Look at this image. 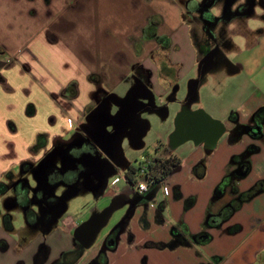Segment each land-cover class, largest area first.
<instances>
[{
	"label": "crops",
	"instance_id": "obj_1",
	"mask_svg": "<svg viewBox=\"0 0 264 264\" xmlns=\"http://www.w3.org/2000/svg\"><path fill=\"white\" fill-rule=\"evenodd\" d=\"M191 1L1 0L0 27L9 29V34L6 33L5 37L0 34V56L6 58L0 61V86L8 81L13 86L11 89L25 86L30 92L26 100L29 103L23 104L24 121L17 123L10 114L16 107L15 102L3 100L5 97L0 90V183H4L11 172L16 176L15 168L26 160L36 163L53 153L55 163L63 162L56 141L71 140L72 132L74 135L85 134L82 125L86 122L92 126L94 122L88 116L101 107L112 117L109 124L102 123V128L107 134L115 132L120 136L115 156L100 148L102 159L113 166L107 169L106 179L100 184L89 185L98 198L113 199L120 194L130 197L132 190L124 176L131 163L124 156L123 143L132 138L133 144L142 146L141 132L148 126L142 113L149 102L165 103L168 108L164 107L162 112L171 111L177 116L183 111L203 110L225 126V132L213 146L192 139L175 143L173 126L168 131L167 141L160 143V146L177 152L171 154L176 155L181 163L162 182L151 184L149 192L155 190L153 198L157 188L161 187L164 200L155 216L153 209L156 206L150 203L152 212L144 215L143 220L150 227L158 224L168 229L171 226V233L177 229L185 239L176 241L171 235L172 238L161 242L152 234L144 231L140 235L133 226L130 228L136 215L141 213L143 204H138L130 214L132 221L127 223V233L134 235L133 240H128L125 232L118 245L107 251L106 264H117L119 260L122 264H131L129 254L132 251H142L143 264H166L167 252H175V260L182 264L186 258L181 249L194 245L205 251V255L200 256L204 261L190 264H264V123L258 136L241 133L240 128L256 121L255 113L264 107V87L252 89L244 86L237 99L227 105L211 100L206 92L204 94L210 76L223 78L224 74H236L246 67L258 70L255 53L250 57L251 63L248 60L231 62L226 56L227 49H240V46L231 41H227L228 48L219 46L222 38L228 36L227 26L234 22L242 27L243 18L254 7L226 22V33L215 41L218 51L202 63L200 46L203 44L198 43L193 35V20L197 14L194 7L208 0H194L192 4ZM261 5L264 12V4ZM262 16L264 18L263 13ZM217 18H223L222 12ZM33 31L37 32L40 46L49 48V52H42L39 46L33 48L26 53L29 60L23 62L26 65L19 64L17 68L15 61H18L21 49L35 42L30 35ZM253 31L248 27L242 35L248 49L255 50L260 41L264 49V29L256 38L249 35ZM203 47L204 50L208 48L207 45ZM11 66L14 67L12 70ZM17 73L26 74L28 81L22 82ZM41 103L49 107L47 129L34 122ZM245 159L249 169L242 174L239 170ZM117 172L124 174L122 177L127 186L109 192L108 177ZM260 182L261 190L250 199L241 201L227 220L208 225L211 215L219 214L240 193ZM164 186L168 187V193L164 192ZM53 194L56 195L55 191ZM58 197L62 202L66 200L64 194ZM6 199L0 191L2 222L11 210ZM66 207V203L60 205L56 218L58 226L57 222L46 230L37 229L33 236L18 237L19 240L12 244L0 238V250L12 253L8 259L0 258V264H52L63 252L73 249L74 231L88 216L79 219L62 216ZM102 211L95 207L90 213L92 216ZM203 223L207 225L204 228ZM110 228L92 246L102 229L99 231L76 264H84L97 252L98 243ZM5 230L15 235L19 233L14 224L13 229ZM56 232L63 235L54 247H36L31 241L37 234L36 238L45 235L49 240ZM200 234L207 237L197 238Z\"/></svg>",
	"mask_w": 264,
	"mask_h": 264
},
{
	"label": "rangeland",
	"instance_id": "obj_2",
	"mask_svg": "<svg viewBox=\"0 0 264 264\" xmlns=\"http://www.w3.org/2000/svg\"><path fill=\"white\" fill-rule=\"evenodd\" d=\"M250 0H235L234 4L230 6L231 12H232V18L235 19L237 15V7L239 4L247 3ZM254 1V0H252ZM194 2V0L191 1V4ZM214 5L210 9V13L213 16L219 17L221 15V12L223 14L224 7L226 0H214ZM1 4V0H0ZM219 5V6H218ZM222 10H221V9ZM262 13L264 14L262 10V5L257 4L254 6L252 12L245 16L242 20L243 25L242 27L236 26L234 22H231L227 26L228 36L223 37L226 33V21L223 19H219L218 23L215 25H212V30L214 34L216 35V38L219 40L222 38V43L219 45L221 48H228L227 41L237 43L240 46V49L237 48H229L227 49V57L231 62L236 61H242L248 60V63L250 62V57L252 58L253 54L258 56V70H248V67L244 68V70L240 71L239 73L232 74V75H223V78L219 77V75L216 76H210V81L206 83V86L204 88V94L205 92L210 96L209 98L215 102H220L222 104H229L233 100L237 99V94L240 89H242L244 86H250L252 89L260 87H264V49L261 48V41L257 44V47L255 50L250 51L248 49V45L246 40L242 38L243 33L245 32L248 27L251 29H254V31L249 33L250 36L253 38H256L258 36L259 32L264 29V18L262 16ZM195 20H193V35L196 41H198L197 35L203 36V25L204 21L199 17L198 13L195 15ZM18 32V31H17ZM16 32V33H17ZM8 33L9 29H4L0 27V34L1 37H5ZM30 35L35 39V42H33L31 45L28 46V48L21 49V53L17 55L18 61H15V67L18 68L19 64H24V61H29L28 56L26 53L31 52L33 48H37L40 46V42L38 41V35L36 31H33L30 33ZM255 35V36H254ZM40 40V39H39ZM217 41V40H216ZM1 46V43H0ZM264 46V45H263ZM42 48V47H41ZM40 48V49H41ZM262 49V50H261ZM42 52L48 51L49 48H46L43 45V48L41 49ZM29 51V52H28ZM256 51V52H255ZM50 56V55H49ZM5 56H0V61H5ZM26 65V64H24ZM29 65V64H28ZM12 67V66H11ZM28 67V66H27ZM14 67L11 68V70ZM15 70V69H14ZM18 78L22 82L28 81L26 79V74H19L17 73ZM187 86L189 85V80L186 82ZM12 84L8 81L5 82L2 86H0V90L2 93V96L5 97L3 100L9 101L16 104V107L10 112L12 115V118L15 119L17 123H20V121H24L25 117V106L23 107L24 102L29 103V101H26L29 99V89L25 88V86L22 87H15L14 90L11 89ZM29 87V86H28ZM258 93V92H257ZM221 98H217L216 96H219ZM215 96V97H213ZM15 98V100H13ZM167 104V103H166ZM37 108V114L34 117V122L36 125H38L40 128L47 129L48 127V121L50 120V117L48 115V108L47 105H43L42 103L39 104ZM149 106L143 110V117L147 121L148 126L141 132V142L142 146L138 147L135 144H133L132 138H128L123 143V150H124V156L128 162L135 166H142L146 163V159L148 156L150 157H165L170 155L171 153H177L173 152L170 147L167 146H160L161 141H167V135L168 131L173 126V129H175V123L177 118V113L173 114L171 111L167 112L166 114L163 113V108H168L165 106V103L159 104L156 100L149 102ZM12 120V119H11ZM218 120V119H217ZM19 125V124H18ZM74 132L70 133L69 138L73 137ZM166 137V138H165ZM59 160V158H58ZM59 167V166H58ZM17 174L20 173V168H15L14 170ZM120 172H117L116 174H112L108 177L107 185L108 189L107 191H114L115 189H124L127 186V182L125 179H123L122 176L119 174ZM29 176V175H27ZM119 177L121 180L119 182H116V178ZM89 178H92V180L95 181V183L98 182V178L94 176H82L80 178L79 184L76 185V187H65L63 185H59L55 187V193L56 195H65L66 200L63 201V205L66 203V210L62 213V216H71L73 218H81L84 216H88L87 219L91 217V211L96 207L99 211H102L105 209L110 203L111 198L110 197H103L98 198L94 195V193L89 189ZM31 185H35L33 179L30 178ZM92 184V183H91ZM152 185L150 184L148 191L151 189ZM143 194H147L146 192ZM130 196L133 197L134 195L130 193ZM164 200V195L162 193V188H157V194L155 198H153L151 201H146V203H143V205L140 206L141 213L136 215V220L134 221V225L130 224V228L132 226L135 228V231L139 233L140 235H143V232L152 234L157 239H160L161 242H164L165 240L169 239L173 233H171V226L166 229L158 224H154L151 227L147 224L146 221L143 220L144 215H147V213L152 212L153 207H150V203H153L156 208H154V216L156 215L157 209L160 208L162 202ZM148 204V206H145ZM186 203L184 202V206ZM3 207V204L1 205ZM209 207H212V204L209 203ZM191 208V207H190ZM11 213L13 215V224L15 227V230H18V234L12 233V231H6L3 222H2V216H0V238L3 239L7 244L8 243H15L16 240H19V238H27L33 236V233H36L38 230L33 229L32 227L28 226L25 213L24 211L19 207L16 209H11ZM90 213V214H89ZM94 213V212H92ZM130 209L128 205L123 206L120 209H117L112 217L110 218L107 226H105L102 231L99 233L96 241L93 243L92 246H94L99 240L102 234L108 230L110 227V231L116 227L118 224L123 222V220L126 218L128 221H132V218L130 219ZM86 219V220H87ZM58 220L54 223L56 224ZM181 223V222H180ZM59 225V222L57 223V226ZM179 225V224H178ZM207 226L206 224H202V228ZM41 231V230H39ZM38 235V234H37ZM31 240L34 242V246L38 247L39 245L47 246V247H54L59 243V237H62V233H54L49 240H47L45 235H41L36 238V236ZM73 235V233H72ZM17 236V237H16ZM19 237V238H18ZM172 238V237H171ZM182 239H185L184 236ZM22 240V239H21ZM216 243V242H215ZM170 246H168L169 248ZM213 246H211L212 248ZM192 248V249H191ZM185 247L183 246V249H181L182 254H184V258H186L185 263L182 264H190L195 262H202L204 261L201 259L200 256L205 255V251L200 246H193V247ZM14 249V248H13ZM171 250V249H170ZM208 250H210V247H208ZM8 251H1L0 250V258H9V256L12 255L11 252ZM142 251L133 253V251L129 254V258L131 259L129 263L132 264H143L142 263ZM176 253H169L167 252V256L165 258L166 264H181L177 260H175ZM126 257V259H129ZM178 262V263H177ZM117 264H122L121 260L118 261ZM261 264V263H260Z\"/></svg>",
	"mask_w": 264,
	"mask_h": 264
},
{
	"label": "flooded vegetation",
	"instance_id": "obj_3",
	"mask_svg": "<svg viewBox=\"0 0 264 264\" xmlns=\"http://www.w3.org/2000/svg\"><path fill=\"white\" fill-rule=\"evenodd\" d=\"M235 0H226L223 20L228 22L232 20V12L230 6L234 4ZM214 4V0L205 1L203 5L196 4L194 9L198 13L199 17L204 21L203 36L197 35L198 43L203 44L200 46L202 53V63H205L209 57L214 55L218 51L216 47L217 40L216 35L212 30V25L218 23L219 18L214 17L209 8ZM257 4H264V0H250L247 3L239 4L237 7V15L245 13ZM204 45H207V49L204 50ZM257 116V117H256ZM90 121L94 122L92 126L86 122L82 125L85 134L76 133L71 140H57V148H61L58 152L64 160L60 163L54 162V155H46L38 162H32L26 160L19 165L20 173L15 176L14 173L8 174L4 183H2L1 192L6 195V204L10 209L16 207L22 208L25 213L27 223L33 229L46 230L50 224H54L57 221L58 211L60 205L63 204L62 199L58 195H54L55 187L59 185H74L79 184L82 176H94L98 178V182L95 183L92 178H89V183L93 185L100 184L106 179L105 174L110 166H113L106 159H102L100 155V148H104L112 156L118 153V139L119 133L107 134L102 128V123L111 122L112 117L105 114L104 108L101 107L98 111L91 113L89 116ZM256 121L251 124L255 129L256 127L262 128L264 123V110L255 115ZM93 127V130H92ZM242 128V127H240ZM261 131H251L253 136L258 135ZM59 166V167H58ZM62 166V168L60 167ZM241 166H248V162L245 159L241 162ZM29 175V176H27ZM30 178L33 179L35 185H31ZM147 191L146 193H148ZM133 197H126L127 204L130 209V214L138 204L146 203V200L141 199L145 194L138 192H130ZM59 199V200H57ZM42 208V210H41ZM4 218L12 220V213L9 210ZM128 219H124L123 222L118 224L115 228L109 231L102 237L98 243L97 252L92 255L84 264H106L107 263V251L114 249L120 242L121 236L127 233ZM173 236L176 241H181L183 235L173 230ZM128 240L132 241L134 235L131 232L127 233ZM206 237V234H200L197 238ZM81 251V254L79 255ZM85 249L80 242L75 240V247L71 250L63 252L60 257L52 262V264H76Z\"/></svg>",
	"mask_w": 264,
	"mask_h": 264
},
{
	"label": "water",
	"instance_id": "obj_4",
	"mask_svg": "<svg viewBox=\"0 0 264 264\" xmlns=\"http://www.w3.org/2000/svg\"><path fill=\"white\" fill-rule=\"evenodd\" d=\"M241 133H250L251 131H261L260 127L255 129L251 125L241 126ZM225 132L224 124L211 117L203 110L183 111L175 123V132L173 141L175 143L192 139L195 142H206L208 146H213ZM119 141V139H118ZM155 190H151L141 197L146 201L153 198ZM126 200V194L115 196L110 205L102 212L93 214L88 220L82 222L74 231V239L80 242L84 249L89 248L97 237L99 231L108 223L113 212L122 207Z\"/></svg>",
	"mask_w": 264,
	"mask_h": 264
},
{
	"label": "trees",
	"instance_id": "obj_5",
	"mask_svg": "<svg viewBox=\"0 0 264 264\" xmlns=\"http://www.w3.org/2000/svg\"><path fill=\"white\" fill-rule=\"evenodd\" d=\"M263 110H264V107H261L257 111L258 116ZM257 112L255 113V115H257ZM260 134H261V132L258 133V135H260ZM258 135H256V136H258ZM146 161L148 164L147 165L148 166V174L154 179V181H155L154 184L159 183V181L163 180L168 175H170L175 169H177L180 166V163H181L180 159L174 154H170V155L165 156V157H150V156H148ZM140 167H141L140 165L135 166L133 164L128 166L127 171H126V178L129 182L134 183L137 181V172L139 171ZM248 169H249V163H248V166H242L241 169L239 170V172H241L242 174H245V173H247ZM224 183H226V181H224ZM222 185H223V183H222ZM260 185H261V182L256 184L251 189L240 193L234 200H232L229 204H227L220 211L219 214L211 215L208 219V225H216V224L218 225L221 222L227 220L232 215L234 210L239 206L241 201H245V200L250 199L251 197L256 195V193H258L261 190ZM1 187H2V183H0V191H1ZM218 191H219V188H218ZM57 200H59V199H57ZM3 223H4V227L6 229H8V230L13 229L12 220H10L9 218H4ZM80 254H81V251H80L79 255Z\"/></svg>",
	"mask_w": 264,
	"mask_h": 264
},
{
	"label": "built area",
	"instance_id": "obj_6",
	"mask_svg": "<svg viewBox=\"0 0 264 264\" xmlns=\"http://www.w3.org/2000/svg\"><path fill=\"white\" fill-rule=\"evenodd\" d=\"M147 161L142 165L137 172V181L134 183L129 182L132 192H138L143 194L148 191L150 184H154V179L148 174ZM126 178V176H124ZM127 179V178H126ZM119 181V178H116V182ZM128 181V180H127ZM162 182L159 181V183ZM164 192L168 193V187L164 186Z\"/></svg>",
	"mask_w": 264,
	"mask_h": 264
}]
</instances>
